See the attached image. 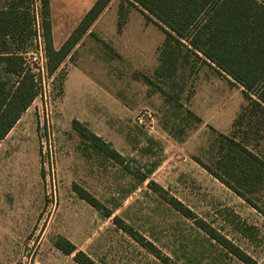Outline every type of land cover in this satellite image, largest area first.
<instances>
[{"label": "rangeland", "instance_id": "1", "mask_svg": "<svg viewBox=\"0 0 264 264\" xmlns=\"http://www.w3.org/2000/svg\"><path fill=\"white\" fill-rule=\"evenodd\" d=\"M95 1L49 0L54 49ZM27 12L31 40L24 56L34 50L36 22L43 34L40 0H30ZM163 41V31L138 6L112 0L58 70L40 78L41 94L0 143V264H78L54 246L59 237L97 264H244L148 188L149 181L264 264V192L251 198L258 211L193 160L212 162L216 134L229 135L246 105L242 88L193 58L172 78L157 79ZM73 120L109 143L123 164L92 152ZM261 132L244 143L264 154ZM150 169L149 179L139 182ZM74 184L112 216L80 199ZM233 215L244 232L234 227ZM115 216L168 263L119 229Z\"/></svg>", "mask_w": 264, "mask_h": 264}, {"label": "trees", "instance_id": "2", "mask_svg": "<svg viewBox=\"0 0 264 264\" xmlns=\"http://www.w3.org/2000/svg\"><path fill=\"white\" fill-rule=\"evenodd\" d=\"M29 1L3 0L0 6V143L40 95V84L26 66L24 54L21 52L30 39V19L27 12ZM128 1L138 6L147 22L164 33V41L158 53V66L154 70L157 79L172 78L179 66L188 65L189 58H193L214 65L217 73L226 75L232 83L242 88L246 105L234 120L229 135L216 134V154L212 162L206 164L198 157L193 160L232 193L259 211L251 198L264 190V157L249 149L244 142L250 134L260 137L264 129V0ZM40 2L44 15L42 35L48 58L47 72L52 75L111 0H96L59 49H54L52 44L48 18L49 0ZM122 25L123 21L120 19L118 29ZM161 92L165 95L163 90ZM185 114L197 123L201 122L191 110H186ZM255 124H258L259 131L255 130ZM71 126L81 142L92 152L119 165L123 164L124 157L85 125L73 120ZM152 171L150 169L146 174H140L137 178L139 182L148 180ZM147 186L239 261L256 264L252 257L210 224L198 218L190 208L174 197H168L161 186L153 181H149ZM73 190L94 209H103L104 217L112 216V212L104 209L89 192L76 184L73 185ZM232 217L236 220L234 227L244 232L247 227L240 223L236 215ZM112 221L134 241L164 263H168L131 226L117 216ZM54 246L65 255L74 254L73 260L78 264H97L83 252L76 251L75 246L65 238L59 237Z\"/></svg>", "mask_w": 264, "mask_h": 264}, {"label": "built area", "instance_id": "3", "mask_svg": "<svg viewBox=\"0 0 264 264\" xmlns=\"http://www.w3.org/2000/svg\"><path fill=\"white\" fill-rule=\"evenodd\" d=\"M35 38H34V50L28 52L24 56V60L26 66L31 69V72L35 75L37 81L40 84L41 88V79L44 74L48 75L47 73V54L45 50L44 39L42 35V31L39 28L38 22L35 24ZM41 91V89H40ZM41 94V92H40Z\"/></svg>", "mask_w": 264, "mask_h": 264}, {"label": "crops", "instance_id": "4", "mask_svg": "<svg viewBox=\"0 0 264 264\" xmlns=\"http://www.w3.org/2000/svg\"><path fill=\"white\" fill-rule=\"evenodd\" d=\"M112 1V0H111ZM1 2H2V0H0V6H1ZM50 24H51V35H52V42H55V41H53L54 40V38H53V32H52V29H53V24L51 23V18H50ZM66 41V40H65ZM262 133V132H261ZM256 153V152H255ZM256 154H258V155H260V156H263L264 157V154H262V153H256ZM264 192V190L262 191V192H260V194L261 193H263ZM234 194V193H233ZM235 195V194H234ZM257 195V194H256ZM236 196V195H235ZM237 198L239 199V200H242L241 198H239L238 196H237Z\"/></svg>", "mask_w": 264, "mask_h": 264}]
</instances>
